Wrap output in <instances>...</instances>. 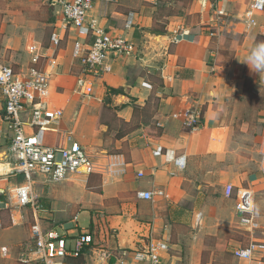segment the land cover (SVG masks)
I'll list each match as a JSON object with an SVG mask.
<instances>
[{"label":"crops","instance_id":"obj_1","mask_svg":"<svg viewBox=\"0 0 264 264\" xmlns=\"http://www.w3.org/2000/svg\"><path fill=\"white\" fill-rule=\"evenodd\" d=\"M142 1L98 4L90 13L108 31L137 46L135 57L114 62L111 73L92 77L84 75L81 62L73 57L75 41H84V36L66 27L61 8L50 0H27L30 8L10 9L0 18L1 52L19 57L23 67L18 72H26L31 66L33 44L42 54L40 66L50 57L58 61L49 100L64 115L57 128L48 133L47 144L56 146L71 138L99 167L89 177L55 185L41 183L47 188L41 193L58 195L44 197L39 209L19 207L13 197V179L22 174H18L16 161L9 153L11 133L3 119L5 99L0 91V189L7 193L0 199L9 205L2 209L11 212L15 226L26 215L33 216L32 224L38 222L44 230H57L58 224L68 223L65 227L70 245L81 231H95L96 244L117 251L119 257L112 254L116 260L126 259L125 254L143 249L155 238L170 245L164 264H177L173 253L176 242H171L174 227L188 224L193 228L201 222L206 226L207 215L218 222L205 227L210 230L208 234L212 235L213 229L227 228L229 246L236 253L243 245L264 242V175L260 170L264 159V72L253 73L246 64L251 48L264 41V13L257 14L259 25L251 29L244 21L249 0H214V4L193 0L192 6L208 15L206 24L216 32L209 35L206 28H186L175 16L164 29L153 32L149 30L154 25L153 17L145 15L149 13L144 9L132 8ZM216 8L223 9L226 18L218 20ZM54 33L60 39L56 49L51 44ZM85 79L93 85L89 96L80 91V82ZM110 89L124 92L114 94ZM235 99L239 105H235ZM194 108L202 118L201 127L192 131L175 115ZM247 141L253 143V150L245 144ZM159 146L163 155L155 156ZM181 154L188 157L185 171H178L170 163ZM205 158L217 161L219 174L215 183L208 177L215 171L211 164L205 163V171L195 167ZM228 185L234 187L232 197L226 196ZM213 187L219 188L209 192ZM240 189H250L255 194L259 226L255 233L246 232L238 224L236 194ZM140 191L153 192L154 198L140 199ZM158 191L164 195L159 196ZM203 193H219L209 212L202 211ZM26 210L30 213L24 216ZM83 216L90 225L77 230ZM15 226H9L0 236L4 245L0 248L9 249V257L0 254L1 260L11 259V249L21 242L16 237L20 229ZM233 229L243 230L247 236L240 239L233 235ZM10 230L13 235L6 243L2 236ZM99 233L105 240H99ZM96 244L94 253H98ZM203 246L207 244L203 242ZM34 249L28 257H32ZM237 260L241 264L238 257Z\"/></svg>","mask_w":264,"mask_h":264},{"label":"built area","instance_id":"obj_2","mask_svg":"<svg viewBox=\"0 0 264 264\" xmlns=\"http://www.w3.org/2000/svg\"><path fill=\"white\" fill-rule=\"evenodd\" d=\"M119 0H52L54 6L61 8L64 24L70 30H75L84 41L76 40L73 57L81 62L83 73L87 77L111 73L114 62L127 61L135 57L137 46L128 38L108 31L98 19L90 13L100 5H110ZM155 3L157 0H150ZM212 3L214 0H201ZM214 8V7H213ZM218 20L226 18L223 9H215ZM264 13V0H249V10L244 17L248 28H256L259 23L257 14ZM129 27L132 24H127ZM264 31V26H263ZM178 41V38L175 39ZM59 36H51L54 49L59 46ZM31 66L26 72H17L12 66L0 62V91L5 99L3 119L11 133L9 153L16 161L18 174H22L24 183L14 189V198L21 208L31 206L39 209L34 195L37 181L43 184H61L73 178H85L98 172L99 167L82 146L68 138V143L56 146L46 142L49 132L54 131L60 124L64 112L50 103V84L52 76L58 66L55 57H50L40 66L42 54L37 44L30 47ZM80 91L84 95H91L93 85L89 80H81ZM175 117L182 118L185 127L195 131L201 127V113L197 108L186 110ZM155 156L163 155L161 146L154 150ZM170 163L178 171H185L188 157L177 155ZM260 170L264 175V159ZM172 175H175L173 172ZM226 196L232 197L234 187H226ZM153 192L140 191V199L152 200ZM163 196V191H158ZM0 189V197L6 196ZM236 215L238 224L248 233H255L259 228L257 223L255 194L250 189H240L236 194ZM0 199L2 207H8ZM200 218V216H199ZM1 226V217H0ZM32 238L36 242L31 258L24 260V264H63L66 257H79L87 250L93 251L96 244L95 233L89 230L81 231L72 238L70 245L67 234H60L56 229L44 230L35 222L31 226ZM170 250L169 244L161 239L151 238L143 249L125 254L126 259H117L119 264H164V255ZM3 258L9 257L7 247L0 248ZM103 261L108 254L100 256ZM237 257L241 264H264V242H251L238 250ZM105 262V261H104Z\"/></svg>","mask_w":264,"mask_h":264},{"label":"rangeland","instance_id":"obj_3","mask_svg":"<svg viewBox=\"0 0 264 264\" xmlns=\"http://www.w3.org/2000/svg\"><path fill=\"white\" fill-rule=\"evenodd\" d=\"M26 1L27 0H0V18L6 16V11L10 9L30 8L27 6ZM50 2H52V0H50ZM192 2L193 0H157L155 3H149L143 0L141 4L136 2V4H134L132 8L133 10L144 9L146 13H149L145 15L153 17L154 25L151 29H149L153 32L156 30L164 29L170 23L172 16L180 18L182 25L186 28H206L205 32L209 33V35L212 32H216V29L214 30L210 24H206L208 21V15H206V13H203L202 11L198 12V7H193ZM2 42L3 41L0 38V60L7 65L12 64V66L17 72L21 71L23 66L21 65V63L18 62V56L13 55L11 52H1ZM14 61H16V63ZM250 92L253 93L252 90ZM247 95H249V92L247 93ZM253 95L257 96V93ZM233 102H235V105L237 104L236 99ZM255 102H257V99L255 100ZM245 144H247V146L251 149L254 147L253 143H251L250 141H247ZM1 157L2 155L0 156V160L2 159ZM205 163H208V165L211 164V166L214 168V173L212 175H209L208 177L213 181V183H215L218 179L219 174V167L217 166V161H210L206 158L201 159V164H197L195 167L201 171H205ZM203 178V175H201V181L204 180ZM21 183H23L22 176H15L13 179L14 189L17 185H20ZM42 185L43 184H41L40 181H37L34 186V195L36 197V203L38 206L42 205L41 201H44L45 198L49 199L51 195H58V193H41L43 189H47L43 188ZM218 188L213 187L209 189V192H211L212 190L214 192ZM218 195L219 193H203L202 201H204V206L202 207V211L207 210L209 212L210 206H214V203L219 198ZM28 213H30V210H26L24 216ZM10 215V211L2 209V228H0V236L9 226H15L14 223L11 221ZM224 216L225 218H227L228 214L226 213ZM207 217L208 219L206 220V226H208L209 224L215 225V223H218L214 220L213 217L212 219L211 217H209V215H207ZM67 220L70 221V219ZM33 221V216L31 218V216L27 215L24 217V219L17 221L19 225L15 227H18L20 230L16 237L19 236L21 242L11 249L12 258L9 260L0 259V264H24V260L30 259V257H28V252L34 247H36L35 240L30 236V224H32ZM66 224L68 223H62L56 226L57 231L60 234H66L68 232V229L65 227ZM89 225L90 222L87 220V217L83 216L80 218V220H78L77 230L78 227L87 228L89 227ZM206 226L201 222L193 228L190 227L188 224L178 225L177 227H174V235L173 238H171V242L173 240L176 242V247L173 248V253L178 258L177 264H239L237 260L236 251L233 250V247L229 246L227 228H221L219 230L213 229L211 232L212 235H209L208 233L210 230H208L209 228H205ZM204 228L205 230H202ZM233 230L235 231L233 232V235H236V237H240V239L245 238V236H247L243 230ZM7 232L8 233L5 232L2 236L3 241H5L6 243L9 241L8 239H10V234L13 235L11 230ZM99 240H105V238L101 236V233H99ZM203 242L207 244L206 248L204 246V248H202ZM102 244L103 242L101 243V245ZM1 246L4 245L0 243V247ZM96 246L98 248V253H94L92 251V253L87 255L86 264H119L116 258H113L112 255L114 254L115 256L119 257V253L117 251L113 249H107L105 246L102 247L98 244H96ZM246 246L247 244L243 245L242 247ZM103 254H108V258L106 259V262L101 261V263H99L98 259L101 258L100 255Z\"/></svg>","mask_w":264,"mask_h":264},{"label":"clouds","instance_id":"obj_4","mask_svg":"<svg viewBox=\"0 0 264 264\" xmlns=\"http://www.w3.org/2000/svg\"><path fill=\"white\" fill-rule=\"evenodd\" d=\"M246 64L253 73L264 72V41L257 42L256 45L251 48L250 54L246 59Z\"/></svg>","mask_w":264,"mask_h":264},{"label":"trees","instance_id":"obj_5","mask_svg":"<svg viewBox=\"0 0 264 264\" xmlns=\"http://www.w3.org/2000/svg\"><path fill=\"white\" fill-rule=\"evenodd\" d=\"M109 92L114 93V94H120V93L124 92V90L123 89H118V90L110 89ZM89 254H90V252L85 251L83 254H81L79 257H76V258L66 257L63 260V264H86V256Z\"/></svg>","mask_w":264,"mask_h":264},{"label":"bare ground","instance_id":"obj_6","mask_svg":"<svg viewBox=\"0 0 264 264\" xmlns=\"http://www.w3.org/2000/svg\"><path fill=\"white\" fill-rule=\"evenodd\" d=\"M3 167L7 169V166H3ZM6 169H5V170H6Z\"/></svg>","mask_w":264,"mask_h":264}]
</instances>
